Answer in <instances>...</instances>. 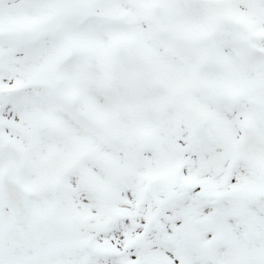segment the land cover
Listing matches in <instances>:
<instances>
[{"label":"snow or ice","instance_id":"snow-or-ice-1","mask_svg":"<svg viewBox=\"0 0 264 264\" xmlns=\"http://www.w3.org/2000/svg\"><path fill=\"white\" fill-rule=\"evenodd\" d=\"M0 264H264V0H0Z\"/></svg>","mask_w":264,"mask_h":264}]
</instances>
